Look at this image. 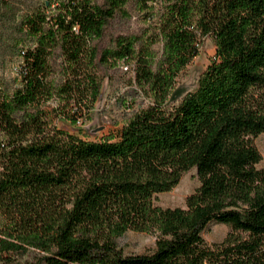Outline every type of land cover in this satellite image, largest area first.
Instances as JSON below:
<instances>
[{
  "label": "trees",
  "instance_id": "1",
  "mask_svg": "<svg viewBox=\"0 0 264 264\" xmlns=\"http://www.w3.org/2000/svg\"><path fill=\"white\" fill-rule=\"evenodd\" d=\"M11 11L3 1L0 23ZM11 29L0 264H264V0H43ZM208 37L215 55L168 104ZM122 64L132 99L121 127L100 139L61 127L91 117ZM194 168L185 207L156 203ZM213 223L229 230L208 243ZM129 231L154 235L155 249L124 253Z\"/></svg>",
  "mask_w": 264,
  "mask_h": 264
},
{
  "label": "rangeland",
  "instance_id": "2",
  "mask_svg": "<svg viewBox=\"0 0 264 264\" xmlns=\"http://www.w3.org/2000/svg\"><path fill=\"white\" fill-rule=\"evenodd\" d=\"M3 1L10 2L13 5V11H11L9 21L0 23V29L4 30L2 34L0 32V78L11 79L16 75L19 65V58L12 46L11 23L18 21L19 14L27 8L43 0H0V9ZM134 25L133 21L131 26ZM126 27H128V23L119 26V28ZM214 55L215 44L212 38L208 37L202 43L200 54L180 75L168 104L179 102L188 91L195 88L200 74L209 65ZM126 66V64H122L105 75L99 99L88 120L79 121L73 125L67 120L60 119L58 120L59 125L90 139H100L102 135L117 131L129 111L125 102L132 99L128 83L132 73L129 68L126 69ZM255 142L263 155V160L258 165L261 167L264 166V132L256 138ZM199 185L200 179L194 168L183 175L180 183L173 190L159 194L156 203L163 207H185L186 198ZM228 230L224 224L213 223L205 230L204 237L208 243L220 242ZM119 245L126 254L150 253L155 249L156 237L148 233L129 231L119 239Z\"/></svg>",
  "mask_w": 264,
  "mask_h": 264
},
{
  "label": "built area",
  "instance_id": "3",
  "mask_svg": "<svg viewBox=\"0 0 264 264\" xmlns=\"http://www.w3.org/2000/svg\"><path fill=\"white\" fill-rule=\"evenodd\" d=\"M129 67H128V65L126 66V69H128Z\"/></svg>",
  "mask_w": 264,
  "mask_h": 264
}]
</instances>
